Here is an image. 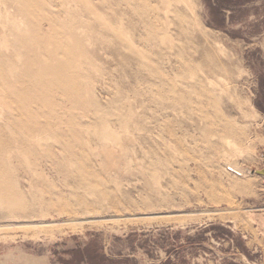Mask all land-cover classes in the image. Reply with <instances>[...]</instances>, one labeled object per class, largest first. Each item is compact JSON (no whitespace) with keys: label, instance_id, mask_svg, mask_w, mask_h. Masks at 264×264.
Returning <instances> with one entry per match:
<instances>
[{"label":"rangeland","instance_id":"obj_1","mask_svg":"<svg viewBox=\"0 0 264 264\" xmlns=\"http://www.w3.org/2000/svg\"><path fill=\"white\" fill-rule=\"evenodd\" d=\"M264 0H0V264H264Z\"/></svg>","mask_w":264,"mask_h":264},{"label":"water","instance_id":"obj_2","mask_svg":"<svg viewBox=\"0 0 264 264\" xmlns=\"http://www.w3.org/2000/svg\"><path fill=\"white\" fill-rule=\"evenodd\" d=\"M263 170H264V168H263ZM254 173H255V174H258V175H260V176L262 175V171H255ZM262 176L264 177V175H262Z\"/></svg>","mask_w":264,"mask_h":264},{"label":"bare ground","instance_id":"obj_3","mask_svg":"<svg viewBox=\"0 0 264 264\" xmlns=\"http://www.w3.org/2000/svg\"><path fill=\"white\" fill-rule=\"evenodd\" d=\"M258 171H262V175H264V170H263V168H262L261 170H258ZM262 175H261V176H262ZM262 177H263V176H262Z\"/></svg>","mask_w":264,"mask_h":264}]
</instances>
